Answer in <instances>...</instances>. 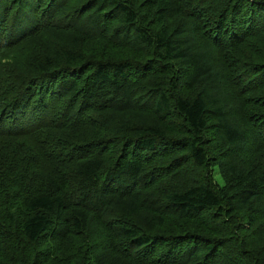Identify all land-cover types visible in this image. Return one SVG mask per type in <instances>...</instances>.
Here are the masks:
<instances>
[{
    "label": "trees",
    "instance_id": "16d2710c",
    "mask_svg": "<svg viewBox=\"0 0 264 264\" xmlns=\"http://www.w3.org/2000/svg\"><path fill=\"white\" fill-rule=\"evenodd\" d=\"M74 1L0 0V264H218L229 239L243 242L238 212L264 227V0H83L55 21ZM89 1L92 33L77 32ZM178 16L237 67L235 51L248 55L232 77L243 117ZM204 212L218 227L155 229L165 213L196 224ZM73 236L88 246L51 253Z\"/></svg>",
    "mask_w": 264,
    "mask_h": 264
},
{
    "label": "rangeland",
    "instance_id": "374dc122",
    "mask_svg": "<svg viewBox=\"0 0 264 264\" xmlns=\"http://www.w3.org/2000/svg\"><path fill=\"white\" fill-rule=\"evenodd\" d=\"M83 0H75L74 2H72V4L64 9H58L55 10V13L52 17L55 18V21H59V19L61 20V23L63 24L68 23L67 17L63 16V14L65 12H69V11H74L75 7H77ZM135 3L137 2V0H134ZM228 0H223V4L226 7V3H228ZM96 6H94L93 3H91V1L86 2L84 4V7L82 9V18L77 17L76 15V20L72 23H70L69 25L73 28L76 29L77 32H81L83 30H85V32L87 33H92V32H88L87 28L88 24L87 21L91 20L94 15H95V11L97 12V10H92L93 8H95ZM75 14V13H74ZM60 17V18H59ZM242 17L241 15H239V18ZM192 18V17H191ZM189 16H178L176 17V19L174 18L172 25L174 27H178L177 32L180 34L181 37L185 38L188 42V45L191 46V51H195V52H199V55H206L209 54L212 59L215 61V63L218 65L219 67V72H218V76L220 78V85H221V97L223 100V103L226 107V109L230 111H235L237 114L239 113V116H242V114H244V109H245V103L246 101H243V98L241 97L240 93L234 88V85L232 83V77L233 75H236L238 69L243 70L246 67H243L245 65V58L248 57L247 54H243V51L238 49L237 51H235V49H233L231 51V55L234 56V51L235 54L237 56L238 61L241 63V66L237 67V65L234 63V60L229 59L227 56V52L221 51V53H218L217 48L215 46H207L205 45V42L201 39H199L198 37H196L194 35V33L192 32V29L190 28V26H193V24H198L199 22L197 20L192 19ZM47 18L45 16V20L46 21ZM42 21V22H43ZM60 22V21H59ZM210 22H212V20H205V24H209ZM83 25V27H82ZM79 34V33H77ZM91 41V40H89ZM123 45V44H121ZM102 47V43H98V44H88V50L93 52V53H98L100 52L101 49L107 48L108 50H112V51H116L119 49V44L116 45V47ZM130 54V53H129ZM132 55V53H131ZM253 75L255 76V72H253ZM258 77V76H256ZM186 94H193V91H187ZM235 103V105L237 106L239 103V108H233V104ZM142 114V112H133L134 116L140 115ZM144 115H146V120H150L151 119V113H143ZM243 117V116H242ZM132 118V117H131ZM247 122V120H245V123ZM244 123V124H245ZM63 132V131H62ZM65 133V131H64ZM63 133V134H64ZM79 133L83 134L82 131H80ZM59 134V132L57 133ZM62 134V133H61ZM87 137V133H84ZM60 135V134H59ZM214 141L216 139V135L212 136ZM248 138H250L247 135ZM73 138V136H72ZM72 138H64L62 141L65 143H69L71 142V140H74ZM251 139V138H250ZM75 141V140H74ZM253 142L257 145V139H254ZM53 150V148H52ZM51 150V153H52ZM115 152L112 151L110 155H114ZM262 154H264V148H262ZM49 170V169H48ZM228 172V176L230 177L231 171H227ZM214 176L215 174H217V169H214ZM264 173V172H263ZM240 175H242V172L240 171ZM219 176V175H218ZM195 176L192 174L191 171L188 172H184L181 175L175 177L173 180L169 181L167 183V187L170 186L171 182H176L180 185H183L184 183L190 182ZM204 174L202 171H199V173L197 174V179H203ZM244 212V210H242L241 212H238V216L242 217V221L240 224L244 225L243 231L241 232L242 235V240L243 242L240 241H236L234 239H229L227 244H226V252L224 253V257L221 255L219 260H218V264H247V263H251L252 260L254 259V257H256V261L254 264H264V227L259 225V221L256 220L252 225V227L249 226L251 220H253V218L255 216H250V212L246 215V216H241L239 214H242ZM213 215L211 214V212H204L202 214V216L199 218V220L196 222H192L189 223L188 221H186L183 217L177 218L176 220L174 219V216L170 213H165L162 216L163 219V223L157 225L155 227V229L160 228L163 229L165 228L166 231L168 232H174V230L177 228V230H186V226H188L187 228H189V226H193L195 228V226L197 225L198 227V231L199 232H204L207 228L205 222L208 223V225L210 227L216 226L214 223V219L212 217ZM257 225V229H255ZM152 229V227L150 228ZM74 239L72 241H70V243H68V245H55L52 246L54 243V240H47L46 244L43 245H38L36 246V248H40L41 251H43L45 254H48L50 251V247L52 246L54 247V249L51 251L54 252H60V249H62L61 252H68V253H73L75 252L77 249L81 248V245H86V247L88 246L87 242L78 237V236H73ZM50 253V254H51ZM49 254V255H50ZM69 254H65L62 255L60 254V256H57V258L51 257V260L43 263V264H58L59 261L61 262H69L71 261L72 257L71 255L68 258H65L64 261H62V259L66 256H68ZM98 259H99V255H98ZM89 258H86V262L88 263ZM90 264V263H88Z\"/></svg>",
    "mask_w": 264,
    "mask_h": 264
},
{
    "label": "bare ground",
    "instance_id": "6f19581e",
    "mask_svg": "<svg viewBox=\"0 0 264 264\" xmlns=\"http://www.w3.org/2000/svg\"><path fill=\"white\" fill-rule=\"evenodd\" d=\"M221 6V5H220Z\"/></svg>",
    "mask_w": 264,
    "mask_h": 264
}]
</instances>
